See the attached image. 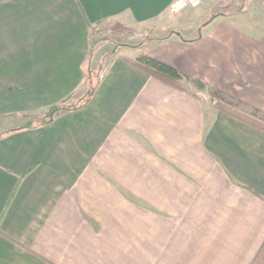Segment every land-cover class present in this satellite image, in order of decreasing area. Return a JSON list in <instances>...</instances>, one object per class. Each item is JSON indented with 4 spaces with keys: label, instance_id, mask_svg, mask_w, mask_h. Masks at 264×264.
<instances>
[{
    "label": "crops",
    "instance_id": "0c3cea01",
    "mask_svg": "<svg viewBox=\"0 0 264 264\" xmlns=\"http://www.w3.org/2000/svg\"><path fill=\"white\" fill-rule=\"evenodd\" d=\"M173 1L0 0V264L252 263L264 131L132 62L151 57L264 113L259 1L195 38L89 52L95 25L151 23ZM85 86L82 107L19 128Z\"/></svg>",
    "mask_w": 264,
    "mask_h": 264
},
{
    "label": "rangeland",
    "instance_id": "374dc122",
    "mask_svg": "<svg viewBox=\"0 0 264 264\" xmlns=\"http://www.w3.org/2000/svg\"><path fill=\"white\" fill-rule=\"evenodd\" d=\"M181 1L177 7H171L172 4L176 5ZM172 4L167 7L163 17L151 23L137 25L132 22L110 20L92 27L89 52L92 57L96 54L93 60L97 61L98 55L102 56L119 46L148 48L150 39L162 38L169 34H177L182 39L195 38L202 30V24L214 16L240 13L246 6L254 7V10L258 8L257 0H195L194 4H190L189 0H174ZM94 77L96 79L95 72ZM90 90L91 86H85L82 91H77L75 100H81ZM75 100L73 97L71 103H75ZM46 115L47 113H38L31 117V121L37 122Z\"/></svg>",
    "mask_w": 264,
    "mask_h": 264
},
{
    "label": "trees",
    "instance_id": "16d2710c",
    "mask_svg": "<svg viewBox=\"0 0 264 264\" xmlns=\"http://www.w3.org/2000/svg\"><path fill=\"white\" fill-rule=\"evenodd\" d=\"M135 66L146 72L148 75L160 80L161 82L175 87L180 90L184 89V84L191 85L198 91H205L208 94L209 100L216 111L223 112L229 116L240 119L248 124L264 131V113L249 107L245 103L227 95L226 93L213 88L197 79H193L187 75L182 74L171 66L159 62L151 57L141 55L132 62ZM91 95L90 92L80 100L78 103H62L58 104L49 110L47 115L37 122H32L31 118L25 119L20 123L19 128H29L32 125H43L51 122L53 117L70 110L82 107L86 99ZM251 264H264V240L259 247Z\"/></svg>",
    "mask_w": 264,
    "mask_h": 264
},
{
    "label": "built area",
    "instance_id": "2783aa9c",
    "mask_svg": "<svg viewBox=\"0 0 264 264\" xmlns=\"http://www.w3.org/2000/svg\"><path fill=\"white\" fill-rule=\"evenodd\" d=\"M258 1L260 3L261 8L264 10V0H258ZM189 2H190V4L191 3L194 4L195 3V0H189ZM181 3H182V1L180 3H178V4H176V5L175 4H172L171 7L172 8L177 7Z\"/></svg>",
    "mask_w": 264,
    "mask_h": 264
}]
</instances>
